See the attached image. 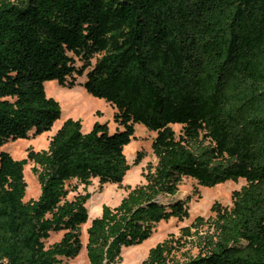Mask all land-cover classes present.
<instances>
[{
  "label": "trees",
  "instance_id": "16d2710c",
  "mask_svg": "<svg viewBox=\"0 0 264 264\" xmlns=\"http://www.w3.org/2000/svg\"><path fill=\"white\" fill-rule=\"evenodd\" d=\"M49 80L84 85L116 109L119 127L96 121L86 131L66 118L47 150L15 159L6 144L62 117ZM137 124L156 133L157 161L91 220L88 264H117L162 221L189 218L192 195L176 197L184 178L246 184L232 206L214 202V215L197 216L140 264H264V0H0V264L78 256L92 197L79 187L122 185L144 156L132 165L125 154ZM30 160L41 193L26 202Z\"/></svg>",
  "mask_w": 264,
  "mask_h": 264
},
{
  "label": "rangeland",
  "instance_id": "374dc122",
  "mask_svg": "<svg viewBox=\"0 0 264 264\" xmlns=\"http://www.w3.org/2000/svg\"><path fill=\"white\" fill-rule=\"evenodd\" d=\"M45 88L49 97H53L60 102L62 117L54 124L51 131L36 137L32 136L29 139L19 138L6 144L3 149L9 151L15 159L26 158L31 149L36 151L47 150L52 136L66 118L80 119L86 131H90L96 121L108 122L110 132H114L119 127L114 120L116 109L104 99L89 94L84 85H78L73 90H69L60 86L56 80H49L45 83ZM135 127L136 137L125 147V154L129 163L133 165L137 154L142 152L144 156L141 163L137 166H132L122 185L105 184L102 186L98 179H94L92 184L87 188H84V185H80L79 192H89L92 195L87 203L89 220L82 226V241L84 247L77 257L63 259L61 264H88L85 245L87 243V228L91 220L101 215L104 204L110 206L118 205L121 199L127 194V187L135 186L143 181V170L145 166L150 162L156 163L157 159L152 149V142L156 133L148 130L143 124H137ZM174 128L179 132L180 125H174ZM35 166L36 164L30 160L24 167V176L27 182V190L24 198L26 202L31 199H37L41 193L37 175L34 173ZM245 184L246 180L240 179L238 182L229 180L214 187H204L192 178H184L176 197L184 199L188 195H192V199L189 202L190 217L183 221H179L176 218L162 221L157 226L151 238L140 245L125 248L123 256L117 264H140L147 257L150 248L166 238L171 237V235L179 236L181 234V228L190 225L197 216L208 218L214 215L211 211V206L214 202L217 201L223 205L232 206L233 191L240 189ZM61 237L62 233L53 234L48 240V243L58 241ZM197 252V248L192 250L193 254Z\"/></svg>",
  "mask_w": 264,
  "mask_h": 264
},
{
  "label": "bare ground",
  "instance_id": "6f19581e",
  "mask_svg": "<svg viewBox=\"0 0 264 264\" xmlns=\"http://www.w3.org/2000/svg\"><path fill=\"white\" fill-rule=\"evenodd\" d=\"M145 244V243H144Z\"/></svg>",
  "mask_w": 264,
  "mask_h": 264
}]
</instances>
